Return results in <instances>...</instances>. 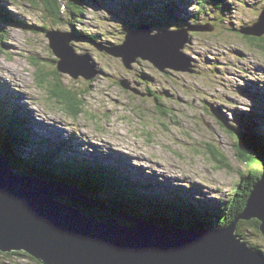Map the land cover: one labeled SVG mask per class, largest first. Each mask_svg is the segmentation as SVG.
Segmentation results:
<instances>
[{
  "label": "rangeland",
  "instance_id": "1",
  "mask_svg": "<svg viewBox=\"0 0 264 264\" xmlns=\"http://www.w3.org/2000/svg\"><path fill=\"white\" fill-rule=\"evenodd\" d=\"M68 1L58 0L61 10L55 16L37 0H0V6L12 15L11 21L0 15V102L8 104L7 113L21 116L22 127L29 128L35 147L47 154V148L60 145V157L66 152L68 158L88 157L105 166H118L151 185L162 198L161 190L178 192L176 196L197 203L227 199L232 195V179L238 178L240 170L246 175L248 170L256 171L254 184L259 181L264 193V164L240 160L233 145H240V138H233L220 124L222 119L229 126L243 127L248 121L241 125L240 118L246 117L264 131V48L249 43L252 35L238 31L257 19L264 0H148L145 12L137 14L133 9L140 0H83L75 11L66 9ZM171 10L174 13L166 16ZM152 12L162 15H157L152 26L141 24L151 26L145 28L148 36L191 24L212 28L187 31L181 53L183 62L187 59L192 64L191 71H160L149 59L139 57L158 55L164 62L176 64L175 55L168 51L176 34L144 37V44L119 48L125 34L136 28L128 23L131 17L139 23ZM14 20L35 28L27 29ZM52 30L62 36L58 40L72 38L73 51L85 56L81 70L93 75L91 78H71L58 70V59L46 36ZM83 32L92 34V40L84 41ZM152 39L162 47L154 48ZM67 64L60 66L65 70L70 68ZM54 88L61 95H54ZM209 146L225 154L229 169L218 167L206 154ZM29 152L33 148L26 145L22 154ZM88 207L83 209L96 215L106 213ZM260 211L264 215V207ZM220 212L214 210L211 216L218 221ZM240 220L218 227L215 221L209 225L200 216L194 229L236 231ZM240 229L243 241L264 251V235L248 227ZM22 253L0 254V264H38Z\"/></svg>",
  "mask_w": 264,
  "mask_h": 264
},
{
  "label": "water",
  "instance_id": "2",
  "mask_svg": "<svg viewBox=\"0 0 264 264\" xmlns=\"http://www.w3.org/2000/svg\"><path fill=\"white\" fill-rule=\"evenodd\" d=\"M146 27L150 26H139L127 32L119 48L137 42L144 44V37L176 34L168 46L169 53L175 55L176 64L164 62L158 55H139L149 59L160 71L167 68L191 71L192 64L187 59L183 62L184 55L181 53L188 40L187 31L212 29L204 24H191L176 30L163 29L154 35L149 33L148 36L145 33ZM238 31L261 37L264 34V8L255 22L241 26ZM46 36L51 40L50 47L54 54L58 53L57 50L61 51L58 54L61 58L57 62L58 70L70 73L73 78L81 75L89 79L93 76L81 70L85 56L74 53L70 44L71 37L58 40L57 36H62L55 30L46 32ZM151 42L155 48L156 42L160 41L152 39ZM62 62L68 63L70 68L62 69ZM70 64L74 69H71ZM74 70L77 71L72 72ZM119 84L128 88L125 80L119 79ZM260 186L259 181L252 185L248 198V207L252 213L248 218L258 217L262 228L264 215L260 208L264 207V193ZM62 197L76 200L81 205L65 201ZM88 202V197L65 182L46 181L37 175L15 170L0 147L2 253L24 251L41 264H264V254L237 237L235 229L230 231L229 228L194 229L161 225L128 213L123 216L133 224L123 223L117 216L98 220L82 210ZM232 225L235 224L230 223Z\"/></svg>",
  "mask_w": 264,
  "mask_h": 264
},
{
  "label": "trees",
  "instance_id": "3",
  "mask_svg": "<svg viewBox=\"0 0 264 264\" xmlns=\"http://www.w3.org/2000/svg\"><path fill=\"white\" fill-rule=\"evenodd\" d=\"M37 1L39 4L41 3V5H44L50 14L55 16H57L58 12L61 10L58 0ZM82 1L83 0H69L65 3L66 9L68 8L75 11L74 8L79 9ZM139 7H134L133 9L136 14L140 11ZM170 12L171 13H167L166 16L174 13L173 10ZM155 13L157 15L161 14L157 12ZM164 13H166V11H164ZM71 14L76 15L74 12H71ZM0 15L11 21L12 15L3 5L0 6ZM2 16H0V18ZM156 18L155 14H146L144 20L139 19L140 21L138 25L153 24L155 23L154 20ZM149 19L152 20V22ZM1 21L2 20L0 19V22ZM16 22L22 26L29 27L27 29L33 30L35 28L34 26L24 24L19 20ZM41 27L45 28L44 26ZM41 27L38 29L41 30ZM41 31L44 30L42 29ZM77 33H79V30ZM83 33L84 36H82V39L84 41L92 40V34L89 32ZM248 39L250 40L249 43L252 45L264 48V37L250 36ZM55 88L52 90L54 95L57 93ZM60 92L61 91L57 93L58 96L61 95ZM65 94L69 95V92L66 91ZM82 94L83 92H81V95ZM6 105L8 104L0 102V147L12 167L19 172L37 175L46 181L65 182L75 187L78 192L89 198L90 202L85 204L89 206L87 208L88 210L94 211L96 208H100L106 211L103 215H96L82 208L83 211L93 217L107 218L108 216L114 215L123 223L133 224V222L125 219L123 216L124 213H128L130 215H138L147 218L150 222L155 224L176 225L183 228H195L200 216L201 219H204L209 225L215 221L214 224L218 227H220L219 223L225 225L233 222L236 218H239L241 220L239 225L236 224V226H239L240 228L248 227L256 233L264 235V232L261 229V221L258 220V217L255 216L248 218L243 216L252 213L248 207V198L251 193L252 185L255 182L253 178H255L254 173L256 171L248 170L246 175L245 172L240 170L238 172V178L236 180L232 179L233 190L232 195H229L230 199L227 198L229 199L228 209L225 207L227 203L225 201L227 199H219L218 202L212 203L206 202L211 205L209 206L205 203L193 202L190 198L181 194L180 196H176L178 192L161 190L162 193L165 194L163 196L165 198H162L149 188L152 187L151 185L149 186V184L145 182L132 178L130 175L120 171L118 166H105L97 161L89 160L88 157L78 158L72 156L68 158L66 152L65 156L61 155L60 157L58 153L61 151L62 146L60 145L53 147L54 150L47 148L49 149V153L46 154V152H43L40 147H35L36 143L33 144L34 141L30 140L31 133L29 132V128H25V130L23 129V120L21 119V116L17 115L16 112L15 116L11 113H7ZM76 112H78L77 109ZM243 121L244 124L248 121L247 125L243 127L235 125L229 126L222 119L220 124L223 125L227 133L233 136V138H240V145L236 146L233 143L236 155L240 160L243 162L247 161L250 165H262L264 164V131L259 130L257 126H254L257 122H253L246 117H241V125L243 124ZM243 129L246 137L243 134ZM26 145L33 148V152L22 154V149H24ZM63 145H65V142ZM206 154L210 156L218 167L226 169L231 167L228 159L225 158V154L214 146L207 147ZM145 181L148 182L147 180ZM62 199L68 202L72 201L73 203L78 202L76 200H70L67 197H62ZM205 201L206 200H204V202ZM217 209L221 211L220 214H218V221L211 216L212 214H215L212 212ZM257 225H260V228L257 229ZM240 228H236L235 234L237 237L244 239V232ZM254 247L264 254V251H262L258 245H254ZM0 254L3 253L0 252ZM4 254L8 255L10 252ZM13 254H19V252L14 251ZM22 254L35 260L26 253ZM38 264L41 263L38 262Z\"/></svg>",
  "mask_w": 264,
  "mask_h": 264
},
{
  "label": "bare ground",
  "instance_id": "4",
  "mask_svg": "<svg viewBox=\"0 0 264 264\" xmlns=\"http://www.w3.org/2000/svg\"><path fill=\"white\" fill-rule=\"evenodd\" d=\"M147 1L148 0H140V1H138V2H136V5H138V7L139 6H141V7H139V9H140V11H142V12H145V10H144V7L143 6H145V4L147 3ZM260 3V2H259ZM165 5H162V7H161V9L164 7ZM160 11V10H159ZM158 11V12H159ZM131 19H132V21H130V22H128L129 23V25H131V26H135V27H139V25H138V23L136 22V20L133 18V17H131ZM237 20V19H236ZM257 19H255L254 20V22L256 21ZM235 23V22H234ZM233 23V24H234ZM153 24H151V26H152ZM150 26V27H151ZM31 27V26H30ZM163 28V27H162ZM58 51V53L57 54H55V56L57 57V62L58 61H60L61 60V58H59L58 57V54H60L61 53V51H59V50H57ZM67 53V52H66ZM75 54H77V55H80V53H77V52H74ZM68 55H69V53H67ZM70 66H71V64H70ZM222 68V67H221ZM71 69H74V68H72V66H71ZM77 71V70H76ZM75 70L74 71H72V72H76ZM223 71V70H222ZM65 73V72H64ZM167 73H168V71H167ZM68 76H70L71 78H73V76L70 74V73H66ZM245 75V74H244ZM243 75V76H244ZM249 75V74H248ZM80 76V75H79ZM78 76V77H79ZM246 76V75H245ZM77 77V78H78ZM229 78V77H228ZM55 84H57V83H55ZM255 90H257L256 88H255ZM257 107L259 108V105L257 104ZM260 109V108H259ZM261 110V109H260ZM51 127L53 128V129H55V130H58L57 129V127H55V126H53V125H51ZM113 159H116V158H113ZM169 184H171L172 185V182H169ZM254 184V183H253ZM193 187V186H192ZM229 198V197H228ZM224 200V199H223ZM219 201V200H218ZM206 202H209V203H212L213 201H210V200H208V201H205V202H203V203H205V204H207V205H209V203H206ZM209 206H211V205H209ZM19 253H21V251H18ZM5 253H8V252H5ZM10 254H13V252L12 253H10ZM10 254H8V255H10Z\"/></svg>",
  "mask_w": 264,
  "mask_h": 264
},
{
  "label": "clouds",
  "instance_id": "5",
  "mask_svg": "<svg viewBox=\"0 0 264 264\" xmlns=\"http://www.w3.org/2000/svg\"><path fill=\"white\" fill-rule=\"evenodd\" d=\"M152 14H155V15H156V17H158V16H157V14H156L155 12H152V13H151V15H152Z\"/></svg>",
  "mask_w": 264,
  "mask_h": 264
}]
</instances>
